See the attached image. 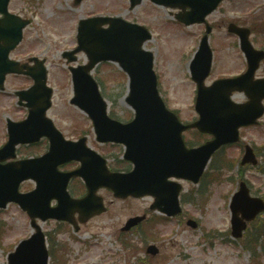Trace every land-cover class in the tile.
<instances>
[{
  "label": "rangeland",
  "instance_id": "374dc122",
  "mask_svg": "<svg viewBox=\"0 0 264 264\" xmlns=\"http://www.w3.org/2000/svg\"><path fill=\"white\" fill-rule=\"evenodd\" d=\"M9 11L31 21L23 31L22 44L12 52L11 59L20 61L35 55L46 61L48 85L53 88L54 96L47 116L69 140H77L84 132L88 146L101 155L105 154L111 168L122 171L126 169L127 165L122 163L121 158L123 148L99 144L87 116L69 102L73 96L72 84L68 63L62 55L76 46V25L80 19L101 14L122 17L148 27L152 39L145 43L144 48L154 53L153 70L157 74L158 91L163 102L178 113L183 123L197 118L194 111L196 89L188 67L204 27L198 24L188 27L179 24L176 22L175 10L159 7L147 0H143L134 9H130L128 0H11ZM229 22L247 28L252 26L251 43L257 49L264 47V27L260 25H264V0H226L208 17V23L215 25L209 37L214 58L205 85L220 77L238 74L245 68L237 37L226 31ZM254 24L260 26L255 28ZM85 61L84 54H80L76 64ZM93 72L108 104V113L121 121L132 118V110L122 103L126 82L119 76L117 66L103 63ZM258 75H264V62ZM30 85L31 81L27 77L13 75L7 77L4 90L0 91V146L5 144L7 136L6 119L20 121L27 113L26 108L17 104L15 92ZM233 98L242 101L243 94ZM185 134V140L187 138L196 142L199 139L193 133ZM240 139L255 149L259 162L255 167L246 166L243 171L244 180L249 184L252 195L264 196V117L258 125L243 128ZM46 147V143L20 146L18 157L38 156L46 151ZM242 148L239 145L226 147L222 153L234 162L230 161L233 165L228 161L218 162L220 157H216L215 164L218 163L222 168L209 174L198 185L180 181L182 216L197 220L198 227L195 229L171 218L152 226L151 230L148 223L142 226L141 231H146L149 226L148 231L151 235L154 232L155 240L150 234L144 236L140 231H128L125 234L120 228L128 218L143 215L152 201L148 198L114 199L107 190L98 192L107 206L106 213L85 222L78 231H74L70 225L59 227L54 220L38 224L45 233H49L51 241L56 240L55 244L63 247L61 257L65 264H137L138 259L146 255L145 240L158 248L159 254L152 257L150 264H255L252 258L262 253L263 238H260L255 251L247 250L244 239L234 240L229 228L228 204L238 186L240 165L237 161L243 155ZM34 187L32 180L25 181L21 183L19 191L29 192ZM150 212L147 218L152 215L162 217ZM29 222L25 212L14 203L0 209V264H7V255L13 247L31 234ZM122 241L134 245V251L124 249ZM260 264H264V254L260 256Z\"/></svg>",
  "mask_w": 264,
  "mask_h": 264
},
{
  "label": "water",
  "instance_id": "95a60500",
  "mask_svg": "<svg viewBox=\"0 0 264 264\" xmlns=\"http://www.w3.org/2000/svg\"><path fill=\"white\" fill-rule=\"evenodd\" d=\"M141 0H130L134 7ZM156 4L175 7L182 12L178 19L191 24L203 22L205 16L216 8L220 0H152ZM9 0H0V12L4 18L0 20V89H3L5 74L22 73L30 75L34 85L28 90L18 92L19 104L26 101L24 106L29 109L26 120L8 122V142L0 149V162L15 158L17 144L37 142L42 136L50 139L49 153L37 158L19 160L17 162L0 163V207L9 201L18 203L28 216H31V226L36 232L15 248L8 256V264H48V253L45 248V237L35 218L43 220L56 218L66 220L78 229V222L86 220L105 211L101 197L96 195L99 187H107L114 197L138 198L152 194L156 202L151 208L165 211L169 216L180 212L177 194L180 187L169 184V176L186 178L197 182L201 177L205 164L212 152L225 143L238 140L237 129L243 125H253L263 110L255 105L238 106L230 102V93L234 90H245L251 101L260 103L264 98V79L252 82L253 73L258 63L264 58L263 51H255L248 41L249 31L230 24L228 31L240 37L241 49L246 55L249 69L238 78L214 82L210 87L203 86L208 76L211 63V51L207 44V35L202 39L200 49L191 64L192 79L197 83L198 95L196 111L200 118L189 126H182L175 116L165 110L158 92L156 80L151 70L152 54L142 50L141 46L151 37L144 27L128 24L118 18H90L82 20L78 25L77 41L79 46L71 54L82 50L86 52L89 63L87 66L71 68L73 73L74 95L71 103L81 108L93 121L96 137L100 142L116 141L125 143V157L134 163L132 172L111 174L93 151L84 147L85 139L80 142H66L45 113L50 106L51 89L46 85V69L43 61L36 62L34 67L19 65L10 61L8 53L21 40L22 28L28 21L19 20L8 14ZM189 8V11H186ZM109 24L108 29L101 26ZM209 32V29H207ZM1 42L4 44L2 45ZM118 62L123 71L129 76V95L126 98L134 110V121L121 125L111 121L106 115V104L98 93L97 84L93 81L89 70L100 61ZM26 68V71H23ZM211 101V102H209ZM197 128L199 132L214 135V139L199 148L187 150L181 138V131ZM65 150L57 152V148ZM101 160L99 170L91 169L93 161ZM76 159L82 167L72 173L64 174L61 179L55 175L56 167L61 162ZM255 164L253 153L247 148L242 160L244 163ZM74 175H80L86 181L87 195L82 199H71L66 193L67 181ZM33 179L37 183L35 190L28 194H18L19 183L25 179ZM239 190L234 194L230 203L233 228L232 235L237 238L245 229V221L254 220L258 213L264 211L261 199L251 198L245 184L240 183ZM57 199L58 206L50 207L51 199ZM143 217L130 218L123 231L137 225ZM190 226L195 224L190 222ZM148 254H157L155 246L147 248Z\"/></svg>",
  "mask_w": 264,
  "mask_h": 264
},
{
  "label": "trees",
  "instance_id": "16d2710c",
  "mask_svg": "<svg viewBox=\"0 0 264 264\" xmlns=\"http://www.w3.org/2000/svg\"><path fill=\"white\" fill-rule=\"evenodd\" d=\"M223 161H224V162L227 161V160H226V157H223V158L221 159V162H223ZM228 163H230V161H228ZM230 164H231V163H230ZM231 165H232V164H231ZM251 242H253V241H251ZM255 243H256V242H255ZM124 244H125L126 247L130 246V244H129L128 242H126V241L124 242ZM57 259H61V256H58ZM59 263H60V262H59ZM62 264H63V261H62Z\"/></svg>",
  "mask_w": 264,
  "mask_h": 264
},
{
  "label": "flooded vegetation",
  "instance_id": "af4514ba",
  "mask_svg": "<svg viewBox=\"0 0 264 264\" xmlns=\"http://www.w3.org/2000/svg\"><path fill=\"white\" fill-rule=\"evenodd\" d=\"M75 166H76V164L73 163L72 166L70 167V169H71V168H74ZM70 186H71V185H70Z\"/></svg>",
  "mask_w": 264,
  "mask_h": 264
}]
</instances>
